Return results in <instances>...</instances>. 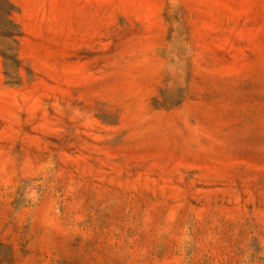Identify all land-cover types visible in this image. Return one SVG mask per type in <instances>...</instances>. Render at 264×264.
I'll use <instances>...</instances> for the list:
<instances>
[{"label":"rangeland","instance_id":"obj_1","mask_svg":"<svg viewBox=\"0 0 264 264\" xmlns=\"http://www.w3.org/2000/svg\"><path fill=\"white\" fill-rule=\"evenodd\" d=\"M0 264H264V0H0Z\"/></svg>","mask_w":264,"mask_h":264}]
</instances>
